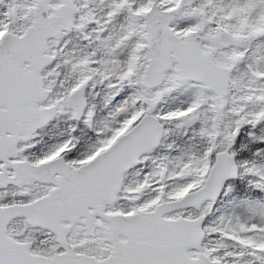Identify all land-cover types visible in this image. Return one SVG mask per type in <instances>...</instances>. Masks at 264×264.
I'll list each match as a JSON object with an SVG mask.
<instances>
[{"label": "snow or ice", "instance_id": "6c2138e0", "mask_svg": "<svg viewBox=\"0 0 264 264\" xmlns=\"http://www.w3.org/2000/svg\"><path fill=\"white\" fill-rule=\"evenodd\" d=\"M0 264H264V0H0Z\"/></svg>", "mask_w": 264, "mask_h": 264}]
</instances>
